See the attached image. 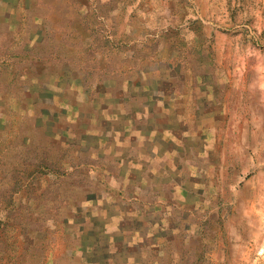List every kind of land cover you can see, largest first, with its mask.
Segmentation results:
<instances>
[{"label": "rangeland", "instance_id": "obj_1", "mask_svg": "<svg viewBox=\"0 0 264 264\" xmlns=\"http://www.w3.org/2000/svg\"><path fill=\"white\" fill-rule=\"evenodd\" d=\"M27 3L28 12L19 15L21 0H0V264H63L78 253L81 235L85 249L106 243L100 229H84L82 221L103 212L102 203L112 199L102 200V187H79L96 177H58L42 169L48 163L42 157L57 149L43 135L20 129L18 106L24 94L40 92L37 99L51 101L63 94L66 83L80 85L79 78L87 83L106 79V86L119 81L136 93L140 84L151 85L149 79L162 74L182 78L185 72L201 75L216 92L227 85V128L223 136L217 133L221 158H211L202 174L187 180L182 189L189 193L172 183L160 187L165 196L152 188L150 202L161 196L166 211L171 210L169 220H176L154 228H176L177 234L163 232L169 238L168 254L150 259L159 264H264V91L257 87L264 84V0ZM28 38L38 45L25 46ZM25 50L39 63H25ZM47 116L56 118L50 112ZM65 179L76 187H68ZM128 180L132 186L122 188L145 214V187L133 172L118 182L122 186ZM93 220L96 226L104 223ZM151 221L144 226L150 229ZM92 257L104 261L108 256Z\"/></svg>", "mask_w": 264, "mask_h": 264}, {"label": "crops", "instance_id": "obj_2", "mask_svg": "<svg viewBox=\"0 0 264 264\" xmlns=\"http://www.w3.org/2000/svg\"><path fill=\"white\" fill-rule=\"evenodd\" d=\"M21 3L22 8H16L19 15L29 10L27 0H21ZM22 26L18 27L21 29ZM34 44L38 45V42L30 38L25 40V46L33 49ZM23 58L27 64L39 63L37 57L27 50L23 52ZM149 80L155 83L151 82L149 87L140 84L133 93L130 88L122 87L119 81L114 86H106V79L87 83L79 78L80 85L66 83L63 94L51 101L37 99L40 92L34 97L24 94L21 98L18 107L24 118L18 120L20 129L43 135L50 148L57 149L56 152L52 150L49 157H42L48 161L46 168L42 169L58 177H96L79 187H102L99 189L105 194L102 200L106 196L112 199L102 203L106 206L103 212L82 221L84 229L101 230L106 237L105 246L85 249L81 235L78 253L68 256L63 264H159L150 256L168 254L169 242L163 232H177L176 228H154V225L166 226L169 222L175 225L176 220H169L171 210L166 211L161 196L150 202L152 188L157 195L162 193L165 196L160 187L172 183L179 187L178 191L187 194L189 191L182 189L187 180L202 174V165L211 158L214 161L221 158L217 133L223 136L227 128V85L221 84L216 92L201 75L188 72L182 78L162 74L158 79ZM41 84L43 89L47 85L46 81ZM28 86L25 81L21 85L24 93ZM257 87L264 91L263 83H257ZM47 112L55 114L56 118L47 116ZM187 124L200 131H189ZM63 161L67 163L66 168L60 166ZM132 172L137 174L138 184L145 187L141 193L149 198V205H144L145 214L133 204L134 195L122 188L132 186L129 180L122 186L118 182L119 176ZM65 182L68 187H76L71 179H65ZM193 184L196 186L195 182ZM180 202L191 205L187 201ZM176 213L178 217L180 211ZM190 213L192 210L187 214ZM94 217L101 218L104 223L96 226ZM155 218L157 222L151 221ZM149 220L150 229L144 226H149ZM129 221L136 222V226L125 227L124 223ZM121 222L122 226L118 227ZM65 238L68 239V235ZM117 242L123 244L120 249L114 247ZM130 246L136 251L129 252ZM95 253L108 257L104 261L97 260L92 257ZM75 257L78 259L74 260Z\"/></svg>", "mask_w": 264, "mask_h": 264}]
</instances>
